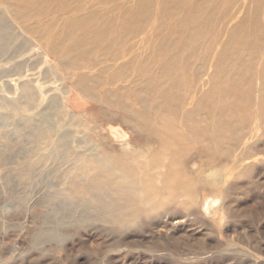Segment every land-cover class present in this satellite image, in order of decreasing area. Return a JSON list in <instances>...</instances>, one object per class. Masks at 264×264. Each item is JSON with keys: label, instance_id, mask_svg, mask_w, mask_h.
Segmentation results:
<instances>
[{"label": "rangeland", "instance_id": "1", "mask_svg": "<svg viewBox=\"0 0 264 264\" xmlns=\"http://www.w3.org/2000/svg\"><path fill=\"white\" fill-rule=\"evenodd\" d=\"M0 264H264V0H0Z\"/></svg>", "mask_w": 264, "mask_h": 264}, {"label": "bare ground", "instance_id": "2", "mask_svg": "<svg viewBox=\"0 0 264 264\" xmlns=\"http://www.w3.org/2000/svg\"><path fill=\"white\" fill-rule=\"evenodd\" d=\"M19 4V3H18ZM16 5H17V2H15V1H10L9 2V6L11 7V9H12V11L14 12V14L16 15V16H18L19 18H24V16H26V14L24 13V11H22V10H20L19 8H16ZM25 10V9H24ZM255 40V42H259L258 41V39L256 38V39H254ZM259 40H260V42L262 41L261 39H260V37H259ZM257 45V44H256ZM259 45V44H258ZM226 54V53H225ZM229 54V53H228ZM225 56V55H224ZM176 61V60H175ZM177 62V61H176ZM172 63V62H171ZM170 63V64H171ZM180 62H178V64H179ZM169 64V63H168ZM223 64V63H222ZM172 65V64H171ZM169 66V67H172V66ZM180 65V64H179ZM176 66V65H175ZM174 66V69L176 68ZM181 66V65H180ZM184 66H185V64H184ZM240 66V65H239ZM238 66V67H239ZM168 67V66H167ZM169 67H168V69H169ZM233 67H235L234 65H233ZM241 67V66H240ZM179 69H180V67H178ZM244 69H245V66L243 67ZM242 67H241V69H243ZM251 68V66H249V68L248 69H250ZM177 69V68H176ZM238 69V68H237ZM247 69V70H248ZM239 70V69H238ZM171 70H169V72H170ZM249 71V70H248ZM253 71V70H252ZM179 72H180V74H179V77H181V78H183V76H184V74H182V76H180L181 75V72H182V70L180 71L179 70ZM242 72H244L243 70H242ZM247 72V71H246ZM249 73H251L250 71H249ZM249 73H247V74H249ZM169 74V73H168ZM234 74H236V72H234ZM246 74V75H247ZM175 75V74H174ZM237 75H239V74H237ZM255 75V74H254ZM253 75V76H254ZM130 77V76H129ZM159 76H156L155 77V79L156 78H158ZM166 77H168V76H166L165 75V77H163V78H166ZM172 77V76H171ZM175 78V79H177V81L180 79V78ZM151 78H152V76H151ZM241 78V77H240ZM246 78H248V77H246ZM134 79V78H133ZM153 79H154V76H153ZM170 79V78H169ZM231 79V78H230ZM250 79V78H249ZM152 80V79H151ZM159 80V79H158ZM183 80V79H182ZM233 80H236V79H233ZM232 79H231V81H233ZM242 80V79H241ZM248 80V79H247ZM251 80V79H250ZM249 80V81H250ZM156 81H157V79H156ZM156 81H150V82H152V83H155ZM160 81V80H159ZM164 81V80H163ZM174 79H173V84H172V82H171V84H169L168 83V85H171V86H173V85H176L175 83H174ZM176 81V82H177ZM253 81V80H252ZM252 81H251V83H252ZM168 82V81H167ZM179 82V81H178ZM180 82L182 83V81H181V79H180ZM235 82H237V81H235ZM241 82V81H240ZM166 83V82H165ZM180 83V84H181ZM184 83V82H183ZM232 83H234V81L232 82ZM155 84H157V83H155ZM159 84V83H158ZM157 84V85H158ZM180 84H178V85H180ZM152 85V84H151ZM231 85V84H230ZM234 85H235V83H234ZM237 85V84H236ZM235 85V86H236ZM153 86V85H152ZM159 86H161L160 84H159ZM170 86V87H171ZM244 86H246L245 84H244ZM129 87V86H128ZM151 87V86H150ZM154 87V86H153ZM152 87V88H153ZM166 87V86H165ZM169 87V86H168ZM176 87V86H175ZM174 87V88H175ZM234 86H232V88H233ZM237 87H238V85H237ZM251 87V86H250ZM147 88V87H146ZM149 88V87H148ZM147 88V89H148ZM151 88V89H152ZM155 88V87H154ZM157 88V87H156ZM159 88V87H158ZM231 88V89H232ZM236 87H234L233 89H235ZM238 88H240V87H238ZM258 88H260V87H258ZM161 89H163V88H161ZM165 89V88H164ZM168 89V88H167ZM179 89V88H178ZM215 89V88H214ZM237 89V88H236ZM242 89V88H241ZM166 90V89H165ZM168 90H170V88L168 89ZM167 90V91H168ZM172 90V89H171ZM229 90V89H228ZM258 90V89H257ZM146 91V90H145ZM154 91H155V89H154ZM157 91V90H156ZM155 91V92H156ZM213 91V90H212ZM216 91V90H215ZM241 91H244V90H241ZM147 92V91H146ZM158 92H160V89H159V91ZM157 92V93H158ZM169 92V91H168ZM238 92V91H237ZM250 92V91H249ZM151 93V92H150ZM153 93V92H152ZM160 93H163V90H162V92H160ZM171 93V92H170ZM208 93H210V91H208ZM214 93V92H213ZM219 93H221V91L219 92ZM231 93V92H230ZM230 93H228V96H229V94ZM235 94V92H232L231 94ZM242 93V92H241ZM153 94H155V93H153ZM212 94V93H211ZM160 95L161 94H158L157 96V98H161L160 97ZM172 95V94H171ZM223 95V94H222ZM239 95V94H238ZM241 95V94H240ZM151 96H153V95H151ZM155 96V95H154ZM166 96V92H165V95H164V97ZM169 96H170V94H169ZM224 96V95H223ZM235 96V95H234ZM233 96V97H234ZM243 96V95H242ZM184 97V96H183ZM225 97V96H224ZM230 97H231V95H230ZM229 97V98H230ZM154 98V97H153ZM167 97H165V99H166ZM174 98V97H173ZM180 98V97H179ZM222 98V97H221ZM226 98V97H225ZM232 98V97H231ZM250 98V97H249ZM171 99L172 98H170V101H171ZM238 99H241L240 98V96L238 97ZM223 100V99H222ZM242 100H243V97H242ZM246 100V99H245ZM178 101V100H177ZM182 100H180V102H181ZM191 101V100H190ZM237 101H239L240 102V100H237ZM244 101V100H243ZM161 102V101H160ZM172 102V101H171ZM170 103V102H169ZM173 103V102H172ZM182 103V102H181ZM163 104V103H162ZM211 104V103H210ZM244 105H245V103H243ZM165 105V104H164ZM174 105V104H173ZM198 106H199V104H198ZM194 107H196V106H194ZM199 109V108H198ZM199 111V110H198ZM207 112H208V110H206ZM213 111V110H212ZM167 112H169V111H167ZM211 112V111H210ZM229 112V111H228ZM232 112V111H231ZM221 113V112H220ZM198 114H200V113H198ZM214 114V113H213ZM219 114V113H218ZM233 114V113H232ZM201 115V114H200ZM183 116H185V113H184V115ZM218 116V115H217ZM189 117H190V115H189ZM194 117V116H193ZM233 117V116H232ZM198 118V117H197ZM201 118V117H200ZM202 118H203V116H202ZM210 118V117H209ZM208 118V119H209ZM195 120V119H194ZM202 120V119H201ZM222 120V119H221ZM231 119H229V121H230ZM196 121V120H195ZM220 121V120H219ZM185 122H186V120H185ZM205 122V121H204ZM213 122V121H212ZM222 122V121H221ZM228 123V122H227ZM197 124H198V122H197ZM196 124V125H197ZM208 124V123H207ZM218 124V123H217ZM229 124H230V122H229ZM206 125V124H205ZM227 126V125H226ZM229 126V125H228ZM195 127V126H194ZM136 128V130L137 131H140V126H136L135 127ZM147 134V133H146ZM147 136H148V134H147ZM148 138V137H147ZM147 141V140H146ZM145 141V142H146ZM148 142V141H147ZM244 148V147H243ZM152 161V160H151ZM207 161V160H206ZM210 162V164H211V160L209 161ZM209 162H207L208 164H209ZM152 163V162H151ZM150 164V163H149ZM248 164V163H247ZM155 165L156 164H154L153 166H152V168H150V167H147V166H141V167H139L138 169H134L133 170V172L132 173H130V174H128V175H130V176H133V173H136V172H138V171H141V172H143L144 173V175H145V178H144V183H143V189H144V194H145V196H146V199L147 200H142V201H147V202H149L150 200H153V199H155L156 197H160V196H163L162 198L160 197L159 198V202H157V205H160L161 206V204H163V203H165V201H166V196H168L169 195V201L171 200V199H176V198H178L179 197V195H180V192L178 193V190L179 189H182L181 188V186H179V189H177V188H174V192H169L170 191V188H167V186H166V188H165V186H163L164 188H162V189H160V188H158L156 185H155V181L157 180V179H159V180H161V178H164V175L162 176V177H160V174L161 173H155L154 171H155V169H157L158 167H156V168H154L155 167ZM162 165H164V164H162ZM243 166V165H242ZM163 167V166H162ZM245 168V167H244ZM248 168V167H247ZM168 170H171V169H168ZM161 172V171H160ZM168 173V172H167ZM168 177V176H167ZM147 178V179H146ZM162 181V180H161ZM96 182V185H97V189H98V193L95 195V198H96V200H97V202H98V206H100V209H102V207H106L108 210V215H112V214H114V213H116L117 211H118V208L117 207H115V206H118L117 204H115V203H113L114 202V200L113 201H111V200H109L108 202H106L105 201V198H103L102 199V196L100 195L101 194V192H102V190L105 188V180H102V179H100V180H98V181H95ZM165 182V181H164ZM202 182L203 183H205V184H207L208 186H210V187H215V186H220L221 184H222V182H223V176H222V174L219 172V171H215L210 177H206L205 179H202ZM109 184H111L110 182H108ZM119 183L120 184H125V183H122L121 181H119ZM163 183V182H162ZM164 184H167L166 182L164 183ZM163 184V185H164ZM182 187H183V185H182ZM184 188V187H183ZM176 189V190H175ZM78 191L80 192L81 190L80 189H78ZM120 192H121V190L118 192V194L120 195ZM226 192H229L228 190L226 191ZM135 199V198H134ZM134 199H132V200H134ZM187 199V198H186ZM136 200V199H135ZM117 201V200H116ZM190 201V198H188L185 202H184V204L185 205H187L188 203L187 202H189ZM227 208V207H226ZM227 210L228 209H226L225 211L227 212ZM168 213H172L173 211L172 210H168L167 211ZM225 213V212H224ZM224 213H222V214H224ZM228 213V214H227ZM226 213V215H228L229 217H230V215H229V213L230 212H227ZM225 215V214H224ZM232 215V214H231ZM233 216V215H232ZM146 217V216H145ZM234 217V216H233ZM141 218H143L142 217V215L140 214V215H130V216H120V215H118V214H114V215H112V216H108V218H107V220H110L112 223H117V224H123L124 226H126L127 225V223H133V222H137V221H140V222H142V220H141ZM232 218H230V220H231ZM237 219V218H236ZM236 219H234L233 218V220H236ZM222 221H221V223H222V225L223 224H225V221L227 222L228 220H227V218H226V216H222V219H221ZM229 220V222H231ZM238 222V221H237ZM234 223V222H233ZM232 223V224H233ZM230 226V225H229ZM238 225L236 224L235 225V228L237 227ZM234 227V226H233ZM52 233L53 232H49L48 234H49V237H51L52 238ZM54 234V233H53ZM249 240V239H248ZM237 251V250H236ZM244 254H246V253H244ZM251 256V255H250ZM252 257V256H251ZM255 260V259H254Z\"/></svg>", "mask_w": 264, "mask_h": 264}]
</instances>
